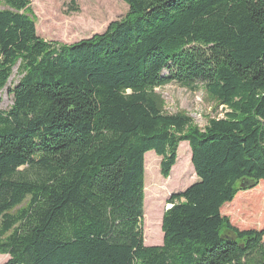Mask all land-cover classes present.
Here are the masks:
<instances>
[{
  "label": "trees",
  "instance_id": "1",
  "mask_svg": "<svg viewBox=\"0 0 264 264\" xmlns=\"http://www.w3.org/2000/svg\"><path fill=\"white\" fill-rule=\"evenodd\" d=\"M129 13L65 45L30 0H0V255L5 264H264V228L222 215L264 182V0H121ZM200 85L225 109L204 130L157 92ZM197 182L168 200L146 246L145 170L181 144ZM152 160V159H151Z\"/></svg>",
  "mask_w": 264,
  "mask_h": 264
},
{
  "label": "rangeland",
  "instance_id": "2",
  "mask_svg": "<svg viewBox=\"0 0 264 264\" xmlns=\"http://www.w3.org/2000/svg\"><path fill=\"white\" fill-rule=\"evenodd\" d=\"M128 13L129 6L121 0H30L27 14L34 20L41 39L70 45L104 33L111 23L123 20ZM20 79L16 67L7 87L0 92V111H8L13 105L11 90ZM200 88L194 92L170 84L157 92L163 97L167 112L183 113L192 119L195 126L204 130L210 120L224 118L225 109L212 102L201 85ZM148 155L152 164L148 161L145 170V244L161 246L162 219L170 207L168 200L173 194L192 186L197 178L191 167L192 153L188 143L180 145L177 163L168 179H163L160 174L161 159L155 153ZM151 165L154 167L152 170ZM222 215L239 230L263 229L264 182L252 190L241 191L231 204L222 209ZM8 259L0 255V264H5Z\"/></svg>",
  "mask_w": 264,
  "mask_h": 264
},
{
  "label": "bare ground",
  "instance_id": "3",
  "mask_svg": "<svg viewBox=\"0 0 264 264\" xmlns=\"http://www.w3.org/2000/svg\"><path fill=\"white\" fill-rule=\"evenodd\" d=\"M152 158H150V156L148 155L147 156V163H148V161H151V163L150 164H152V160H151ZM154 165V164H153ZM154 167H152V165H151V170L153 169Z\"/></svg>",
  "mask_w": 264,
  "mask_h": 264
},
{
  "label": "water",
  "instance_id": "4",
  "mask_svg": "<svg viewBox=\"0 0 264 264\" xmlns=\"http://www.w3.org/2000/svg\"><path fill=\"white\" fill-rule=\"evenodd\" d=\"M168 209H170V207Z\"/></svg>",
  "mask_w": 264,
  "mask_h": 264
},
{
  "label": "crops",
  "instance_id": "5",
  "mask_svg": "<svg viewBox=\"0 0 264 264\" xmlns=\"http://www.w3.org/2000/svg\"><path fill=\"white\" fill-rule=\"evenodd\" d=\"M192 167V166H191ZM162 235V234H161Z\"/></svg>",
  "mask_w": 264,
  "mask_h": 264
}]
</instances>
